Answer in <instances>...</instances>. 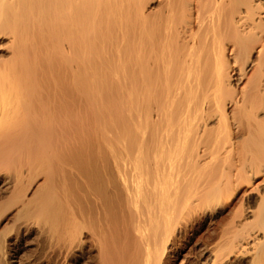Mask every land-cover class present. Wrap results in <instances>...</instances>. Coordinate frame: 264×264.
<instances>
[{
	"label": "bare ground",
	"instance_id": "1",
	"mask_svg": "<svg viewBox=\"0 0 264 264\" xmlns=\"http://www.w3.org/2000/svg\"><path fill=\"white\" fill-rule=\"evenodd\" d=\"M0 264H264V0H0Z\"/></svg>",
	"mask_w": 264,
	"mask_h": 264
},
{
	"label": "rangeland",
	"instance_id": "2",
	"mask_svg": "<svg viewBox=\"0 0 264 264\" xmlns=\"http://www.w3.org/2000/svg\"><path fill=\"white\" fill-rule=\"evenodd\" d=\"M211 229H210V223L209 224H206L205 228L200 231L199 233H197V237L194 239L193 243H189V241L187 240H184L182 243V246L184 245V254H187V255H190L191 257L193 258H197L198 257V250L195 246L196 244V240L197 242H201L202 241V238L203 239H206L208 241H210V232ZM23 253H21L22 255ZM30 254L27 253V256Z\"/></svg>",
	"mask_w": 264,
	"mask_h": 264
}]
</instances>
